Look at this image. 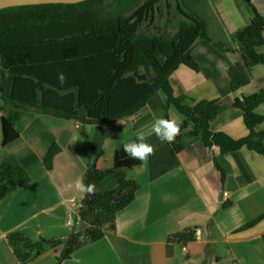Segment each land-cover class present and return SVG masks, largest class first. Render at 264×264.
<instances>
[{"label": "trees", "instance_id": "16d2710c", "mask_svg": "<svg viewBox=\"0 0 264 264\" xmlns=\"http://www.w3.org/2000/svg\"><path fill=\"white\" fill-rule=\"evenodd\" d=\"M250 9L249 23L231 36L232 51L240 62L226 68L229 90L247 85L256 65H264V55L256 50L264 46V15L249 0H242ZM166 9V23L173 24V33L145 32L158 29L160 5ZM172 10V13L170 11ZM198 41H210L202 18L179 0H87L78 4H43L0 10V147L15 141L19 134L16 123L26 112L94 128L89 141L93 157L83 180L97 186L107 177L115 179V187L84 195L76 204V220L84 225L64 241L38 236L31 238L20 230L6 234L7 244L19 264H29L47 251L57 253L56 264L81 247L101 240L115 231L116 215L135 198L139 184L126 176V171L140 162L129 158L123 144L103 148L104 128L133 116L157 92L164 95L163 112L174 107L182 114L180 135L169 143L175 155L195 143L220 155L242 148L264 157V132L258 127L264 116L256 109L264 104V89L232 100L231 107L242 113L247 135L233 139L223 132H212L209 123L224 109L217 99L194 101L185 95H174L169 76L180 65L198 72L191 56ZM222 52H229L223 43H212ZM66 82L60 85L57 74ZM60 151L53 143L46 151L42 165L52 169L54 156ZM100 165L97 166V162ZM223 177V170L213 160ZM31 181L21 165L0 164V200ZM83 205V206H81ZM229 202L223 203L225 209ZM264 223V213L238 228L241 232ZM195 239L186 229L167 240L186 244ZM264 241V233L262 235Z\"/></svg>", "mask_w": 264, "mask_h": 264}, {"label": "crops", "instance_id": "0c3cea01", "mask_svg": "<svg viewBox=\"0 0 264 264\" xmlns=\"http://www.w3.org/2000/svg\"><path fill=\"white\" fill-rule=\"evenodd\" d=\"M180 1L203 19L210 41H198L191 50L198 72L180 65L169 76L174 95H185L196 102L217 99L224 109L209 123L210 131L241 139L248 132L241 111L231 103L264 89V65L254 66L249 83L234 92L229 90L225 71L240 62L239 54L232 51L231 36L249 23L250 9L242 0ZM249 1L264 15V0ZM212 43H223L230 51H219ZM256 51L264 55V46ZM163 104L164 95L157 92L137 114L104 128V149L135 140V133L142 130L149 134L147 142L155 146V155L149 157L146 168L126 171L140 188L134 200L116 215L115 231L76 250L61 264H264V223L235 232L264 213V157L245 148L220 155L217 149L208 151L198 143L171 154L169 143L150 134L153 113L164 116ZM256 112L264 116V104ZM167 115L171 118L172 113L168 110ZM15 128L19 136L0 147V164L21 165L31 181L0 200V264H19L6 241L10 231L21 229L28 236L66 240L68 237L59 236L61 232L54 234L57 228L84 229L76 220V212L74 221L68 217L85 194L67 186L83 178L93 162L89 147L93 127L91 136L83 138L79 124L73 120L26 112ZM258 129L264 132V122ZM53 143L60 151L53 158L52 169L46 171L42 160ZM214 159L223 170L222 178ZM114 186L115 179L109 176L96 191ZM227 202L230 205L220 209ZM186 229L194 232L193 241L168 242L170 235ZM60 250L47 251L29 264H56Z\"/></svg>", "mask_w": 264, "mask_h": 264}, {"label": "clouds", "instance_id": "9594fccd", "mask_svg": "<svg viewBox=\"0 0 264 264\" xmlns=\"http://www.w3.org/2000/svg\"><path fill=\"white\" fill-rule=\"evenodd\" d=\"M57 80L60 85L66 82V77L63 73L57 74ZM172 113L171 118H165L164 116H156L153 113V124L151 126V133L154 134L162 143H173L175 138L180 135L183 124V116L176 112L174 107L169 109ZM148 135L142 130H138L135 133V140L123 144L124 153L131 159L140 162L139 167H147L149 157L155 155L156 148L154 145L147 142ZM109 141L113 139L107 137ZM69 189L73 188L76 192L85 194L87 196L95 195L96 185L94 182H84L83 178L75 180L74 184L67 186ZM83 206V205H81Z\"/></svg>", "mask_w": 264, "mask_h": 264}, {"label": "rangeland", "instance_id": "374dc122", "mask_svg": "<svg viewBox=\"0 0 264 264\" xmlns=\"http://www.w3.org/2000/svg\"><path fill=\"white\" fill-rule=\"evenodd\" d=\"M169 1H171V0H169ZM180 1V0H179ZM181 2V1H180ZM160 9H161V14L157 17V20H156V22H155V24H156V27H158V29H153V28H145V32H147V33H149V34H152V33H157V32H160V33H164V32H166V33H169V34H171V33H173V31H174V28H173V24H171V23H169V24H167L166 23V20H167V17H169V19H171V16H167L166 15V9H165V7H164V4H163V2H161V5H160ZM170 13H172V10L170 11ZM172 20V19H171ZM231 42H232V40H231ZM226 73V72H225ZM228 78V77H227ZM90 129H92L90 126H85L84 128H83V130H84V132L85 133H79V135H81V137H83V138H86V137H90L91 136V134H90ZM123 130L124 129H122V130H120V131H122L123 132ZM91 166V165H90ZM115 187V186H114ZM75 212H76V210L75 209H71V212H70V214H71V217H68L70 220H72V221H74V219H75ZM62 223H65V220L63 219V221H61ZM69 222V221H68ZM32 224H30V226H31ZM71 229H72V227H69V228H67V229H65V227L64 226H61L60 228H57L56 229V231H55V233L54 234H59L60 232H61V234L62 235H59V236H66V238L67 237H69V235H70V231H71ZM17 230H20L21 231V229H17ZM29 233H31L30 231H28ZM33 234V233H32ZM38 236H40V235H38ZM38 236H34V234L32 235V236H30L31 238H36V237H38ZM48 236H51V235H48ZM46 238V237H45Z\"/></svg>", "mask_w": 264, "mask_h": 264}, {"label": "water", "instance_id": "95a60500", "mask_svg": "<svg viewBox=\"0 0 264 264\" xmlns=\"http://www.w3.org/2000/svg\"><path fill=\"white\" fill-rule=\"evenodd\" d=\"M87 0H0V10L12 8V7H20V6H30V5H43V4H78ZM76 227H72L71 236ZM69 238V237H68ZM61 241H64L62 239Z\"/></svg>", "mask_w": 264, "mask_h": 264}, {"label": "built area", "instance_id": "2783aa9c", "mask_svg": "<svg viewBox=\"0 0 264 264\" xmlns=\"http://www.w3.org/2000/svg\"><path fill=\"white\" fill-rule=\"evenodd\" d=\"M223 196H226V193H223ZM195 233L198 234L199 230H196Z\"/></svg>", "mask_w": 264, "mask_h": 264}]
</instances>
